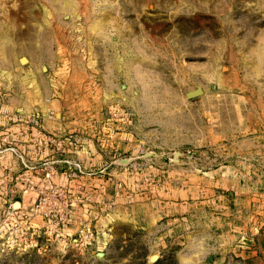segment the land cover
<instances>
[{
    "label": "rangeland",
    "instance_id": "1",
    "mask_svg": "<svg viewBox=\"0 0 264 264\" xmlns=\"http://www.w3.org/2000/svg\"><path fill=\"white\" fill-rule=\"evenodd\" d=\"M0 30V45H10L6 40L12 37L20 56L0 65V122L32 125L44 136L43 113L25 109L49 88L47 65L68 55L93 56L98 83L112 95L103 120L109 107H120L140 144L131 151L148 148L162 158L130 162V176L113 182L117 201L97 205L105 217L99 224V218L75 219L86 195L68 191L57 178L44 180L50 160L43 146L1 140L0 264H264V194L221 188L225 165L231 171L255 166L226 154L233 152L231 142L249 136L242 126L252 116L250 106L264 104V0H0ZM197 86L202 94L187 98ZM38 113L42 127L33 120ZM170 152L178 157L172 177L178 197L185 198L181 191L190 187L191 202L208 217L203 225L179 226V241L158 243L132 213L130 222L122 218L121 190L123 181L129 190L169 184L163 160ZM153 170L163 177L153 179ZM237 181L249 190L254 181L259 189L263 179ZM252 197L263 198L259 207L236 213L237 204ZM228 200L237 203L223 221Z\"/></svg>",
    "mask_w": 264,
    "mask_h": 264
},
{
    "label": "crops",
    "instance_id": "2",
    "mask_svg": "<svg viewBox=\"0 0 264 264\" xmlns=\"http://www.w3.org/2000/svg\"><path fill=\"white\" fill-rule=\"evenodd\" d=\"M7 31L11 34H18L28 33L29 29H7ZM2 34L3 32L0 30V41H4ZM6 42L10 45H0V65L13 64V60L20 59L18 47L16 46L14 51L12 48L13 42L16 41L12 37H8ZM92 58L90 60L88 57L87 60H84L68 55L59 57L47 65L50 86L43 90L36 106L25 109L27 112L41 111L43 113L44 136H41L38 131L36 132L32 125L23 127L21 124L2 121L0 122V141L8 139L12 143L15 141V145L26 147L43 146L45 155L49 156L48 159L57 163L60 172L58 180L62 185L68 191L86 195V198L80 199L75 207V219L99 218L97 220L99 223L101 218L105 217L98 212L97 205H102L105 202L114 204L117 201V192H113L116 191L113 182L119 176L122 177V180L130 176V162L135 161V158H141L139 161L148 162L152 157L161 158V156L148 148L141 149L140 154H134L135 150L131 151V148L140 146V144L132 139L129 127L123 121L106 122L103 120V109L106 108L108 102L105 101L112 95L105 87V83H98L100 80L97 77V57L92 56ZM94 66L95 68H93ZM103 77L106 83L111 82L110 79L108 81L106 75ZM30 96L28 95V98ZM3 109L0 108V111ZM12 109L10 108V110ZM248 110L247 113L252 116H250L249 122H244L242 127L243 130H249V136H243L241 139L231 142L230 144L234 147L233 152L226 155L232 156L236 159L235 161L241 163H255V166L253 165L246 171L243 168H233L231 171L230 166L227 165L224 166V170L219 168L226 178L225 185L221 188H235L236 195L250 193L261 196L264 194V166L260 165V163H264V104L250 106ZM49 113H52L54 118H45ZM254 114L256 116H253ZM141 146H144L143 143ZM174 152H170V158L163 160L164 164L169 165V170H166L167 177L170 178L169 184L159 186V184L145 183L129 190V186L127 187L123 181L124 186L121 190L122 218L128 220L132 213V218L137 219L139 227L146 231L154 242L158 243L179 241V226L182 229H190L193 223H198V221H201L203 225L204 217H208L203 212L204 207L198 209L194 206L195 203L191 202L192 197L188 196L190 187L181 191L186 196L185 198L178 197V187L174 183L172 185V177L176 179L178 174V157L174 155ZM28 154H30L29 151ZM179 155L189 158V155L181 152ZM75 163L79 164L81 171L73 176L72 171L75 170L73 164ZM216 170H213L214 173L219 175L220 171L216 173ZM160 172L153 170V179L163 177ZM245 177L263 179V181H260L259 189L257 182L254 181L255 186L247 190L243 189L242 184L237 181V178ZM227 192L230 191L227 190ZM259 199L263 201V198L252 197L250 200L255 202L246 200L245 203L237 204L239 210L236 213L243 212V210L244 213H247V207H259L262 203L256 204ZM236 200L237 202L241 201V197H236ZM237 202L233 203L229 200L228 203L224 202L229 207L222 206L226 209V215L223 218L219 216V218L223 221L230 220L227 214L232 216L229 214L230 207ZM200 213L201 216H199ZM216 213L222 214L221 209ZM128 221L130 222V220ZM206 225L208 226V224Z\"/></svg>",
    "mask_w": 264,
    "mask_h": 264
},
{
    "label": "built area",
    "instance_id": "3",
    "mask_svg": "<svg viewBox=\"0 0 264 264\" xmlns=\"http://www.w3.org/2000/svg\"><path fill=\"white\" fill-rule=\"evenodd\" d=\"M41 118H42V116L39 113L33 115L34 122L40 127H42V124L38 123V121ZM45 118L52 119V118H54V115L52 113H49L48 115H46ZM106 120H107L106 122L118 121L119 120V121H123L124 123H128L129 124L127 115L124 114V112L118 106L109 107V109H108V117H107ZM40 133H43V131L40 130ZM73 165H74L75 170L72 171V174L74 176L77 172L79 173L81 170H80L79 164L75 163ZM43 177H44V180H47L48 182H50L54 178L58 179L60 177V172H59V170H58V168L56 166V162L55 161H50V163L46 167V171L44 172ZM69 212H70V210H67L66 214H68ZM84 230L88 231L89 228L81 229V232H83ZM85 243L89 244L90 240H89V242L85 241Z\"/></svg>",
    "mask_w": 264,
    "mask_h": 264
},
{
    "label": "water",
    "instance_id": "4",
    "mask_svg": "<svg viewBox=\"0 0 264 264\" xmlns=\"http://www.w3.org/2000/svg\"><path fill=\"white\" fill-rule=\"evenodd\" d=\"M202 92H203V90L201 89V87L197 86L196 89L191 90V91H188L186 93V97L187 98H194V97H197V96L201 95ZM14 206L17 207V208H19L21 206V202L20 201H16L14 203ZM152 258L155 259L156 256H153Z\"/></svg>",
    "mask_w": 264,
    "mask_h": 264
}]
</instances>
